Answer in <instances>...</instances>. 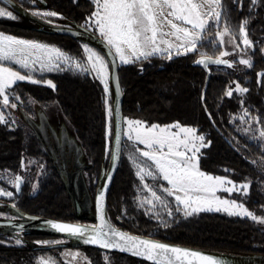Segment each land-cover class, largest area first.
I'll return each instance as SVG.
<instances>
[{
  "label": "trees",
  "instance_id": "obj_1",
  "mask_svg": "<svg viewBox=\"0 0 264 264\" xmlns=\"http://www.w3.org/2000/svg\"><path fill=\"white\" fill-rule=\"evenodd\" d=\"M11 1L13 5L5 7L11 12L12 17L0 18L1 30L25 38L20 33L12 32L15 27H20L23 30L40 32L47 38H58L60 42L55 43L56 47L64 53L67 52L69 57L80 60L84 69L76 71L64 68L57 72L35 75L33 84L18 81L9 88L7 104H14L22 111L28 109V101L31 98L38 104L53 102L56 105L69 123L72 134L85 156L87 163L84 173L93 199L101 181V170L107 171L109 167L108 153L106 157L104 151L106 140L104 90L85 62L84 53L77 46L82 39L92 48L97 46L103 52L101 48L103 41L97 34L84 24L82 26L78 24L82 21V17L83 19L89 17L93 11V4L89 0H44L46 5L42 9L58 12L61 15V18H57L59 22L64 24L68 21L71 23L69 28L82 33L81 36L71 38L53 34L50 27L30 26L27 17L13 9L14 6L34 9L36 7L28 2L34 0ZM252 7L250 0H241L239 3L238 0H220V24L230 31L233 38H239L237 27L238 23L243 21L245 37L251 44L248 49L249 65L233 62L228 67H209V82L202 100L200 96L205 74L191 63L200 55L198 50L203 51L205 56L216 57L218 46L215 44V39L202 37L192 52L182 55L150 56L127 64H117V76L122 96V117L140 119L146 126L177 123L195 129V133L202 135V140L206 143L197 155L198 168L213 175H224L229 179L247 180L249 197H253L255 189L256 196L264 201L262 153L259 145L243 134L246 125V120L242 117L244 112L254 118L260 129L264 131V6L259 10H253ZM71 18L72 22L69 20ZM208 28L210 27H205L203 36L209 33ZM258 71H263V74L256 83ZM49 83L52 87L48 85ZM234 84L242 87L244 93L232 90ZM109 88L113 98L111 85ZM79 91L82 96L78 99L74 95L80 94ZM35 92L39 94L35 96ZM87 95L91 99H86ZM161 100L166 106H161ZM74 102L79 105L84 102L91 103L93 111L85 116L74 106ZM1 105L0 100V112H2ZM8 124L0 122V139L12 144L7 146L8 149L12 147L14 152L18 150L17 154L23 156L22 162L18 155L16 161H10L9 165H12L10 172L15 175L17 170L14 166L17 165L19 169L18 167L25 165L24 171L20 170L16 173L19 174L21 185L18 195L13 191L14 206L11 211L20 216L29 215L65 223L94 224L93 217L85 219L81 216L80 219H76L72 197L62 183L52 159L43 150L40 139L34 134L22 137L20 129H14ZM21 137L23 143L19 147L18 140ZM39 166L42 168L40 169ZM118 173L119 166L108 190L105 206L106 218L114 227L135 236L219 257L221 255L244 257L258 253L255 256L264 258V241L260 243L251 240L248 246L239 241L216 245L213 240L209 241L201 237L200 225L219 223L227 228L239 226L243 232L246 230L252 232L250 234L255 232L256 237L261 236L264 239V233L245 219L203 212L180 219L179 222H171L169 225H157L141 216L134 219L130 214H126L127 218H125L120 214V198L126 187L117 186ZM34 182L36 188L32 189L31 184ZM6 210L8 209L5 204L0 206V213ZM52 238L75 243L74 247L62 244V248L82 250L88 257L89 264H145L122 255L105 252L103 253L108 259L103 263L100 258L101 251L87 248L82 242L37 229L23 233L20 245H11L0 236V264H35L37 255L50 254L55 250H35L42 246H36L33 242ZM244 247L249 248L248 254L237 251ZM251 252L253 253L249 255ZM58 264L63 263L58 261ZM238 264L249 263L243 261Z\"/></svg>",
  "mask_w": 264,
  "mask_h": 264
},
{
  "label": "rangeland",
  "instance_id": "obj_2",
  "mask_svg": "<svg viewBox=\"0 0 264 264\" xmlns=\"http://www.w3.org/2000/svg\"><path fill=\"white\" fill-rule=\"evenodd\" d=\"M131 1L143 6V9H147L148 15L146 11L134 12L130 10ZM203 1L204 10H207L208 4L211 5L212 1ZM240 1L238 0V3ZM28 2L36 8L14 6L13 9L25 15L30 26L71 27V23H68V21L64 24L58 21L57 18H61L58 12L42 9L34 1ZM89 2L93 4V11L89 15L91 17H84V19L82 17V21L78 22V24L80 23L79 25L81 26L84 24L85 27L93 30L96 34V30L98 34L103 33V36L109 41H112L116 35L115 18H117L120 26L117 33L123 32V37L127 38L126 33H128L132 23L136 24L140 20L146 19L147 16H154L159 19L165 16L166 11L169 12V16L183 21V17H189L187 13L192 5L187 0H89ZM218 2L220 3V0ZM219 3L216 8L211 9L210 14L213 18L208 20L206 25L210 27L207 29L209 33L202 36L205 39H215V44L218 46V55L216 57L230 59L231 64L237 62L240 65L248 66V49H250L251 44L245 37L242 26L243 21H240L237 27L239 38H233L230 31L220 24ZM263 3V0H250V6H253V10H259V8L264 6ZM8 5L0 0V18L12 17L11 12L5 7ZM259 15H261L260 12ZM69 20L73 21L72 18ZM111 26L115 27V29L110 30ZM15 28L12 32L20 33L25 38L0 29V33L6 35H0V100L2 104L0 122L2 124L9 123L8 125L12 128L20 129L22 137L34 134L40 139L43 150L52 159L68 194L79 202L83 213L81 216L85 217V219H91L93 217L94 198L92 199L91 193H89L84 173L87 162L77 140L72 134L69 123L62 116L59 109L53 102L38 104L33 98L29 99L28 109L25 111L18 109L14 104H7L9 88L18 80L33 84L35 83V78L33 77L35 75L57 72L64 68L83 71L84 65L80 60L69 57L67 52L64 53L62 50H60V55L52 58L45 57L46 52L44 50H47L48 47L41 45V43L51 42L48 44L56 47L55 43L60 42L58 38H47L44 34L31 29ZM4 44H6V50H2ZM77 46L84 53L85 62L95 78L100 81L104 90V110L106 113L104 151L106 157L108 153L107 160L109 163L113 135L112 110L114 101L110 95L109 88V64L103 52L97 46L92 48L82 39ZM198 52L200 55L204 54L201 50H198ZM2 62L6 64L3 65ZM11 64L26 72L27 75L22 76L17 71L11 70ZM261 74H263V71L256 73V83L259 82ZM48 85L52 87L51 83ZM232 90L238 93H244L245 91L237 84H234ZM38 94V92H35V96ZM81 96V92L74 95L78 99ZM40 97L42 96L40 95ZM85 98L91 99L89 95ZM80 104L74 102V106L81 110V114L86 116V114L93 111L91 103L84 102ZM160 104L161 106H166L163 100L160 101ZM242 117L246 120L243 134L250 141H254L259 145L264 161V131L260 129L256 120L249 117L247 113H242ZM129 118L131 117H122L125 126L122 128L121 151L118 160L119 177L117 178V186L126 187L120 198V214L122 216L127 218L126 214H130L134 219L141 216L146 221L157 225H169L171 222H179L180 219L196 213H217L227 217L248 220L260 232L264 233V201L256 196L255 189L253 197H249V182L247 180L241 178L229 179L224 175H213L198 168L197 155L199 150L206 146V143L202 140V135L195 133V129L177 123H170L148 126L149 128L142 129L131 135L127 126ZM132 136L138 138V141L143 146L136 145L131 140ZM22 137L18 140L19 147L23 143ZM9 145L12 144L6 143L5 139H0V206L5 204L6 209L14 206L12 201L14 180L17 177L19 178V174L16 173H18L17 171L25 170V165L18 167L19 169L15 165L14 168L17 170L15 175L10 172L12 170V165H9L10 161H16L18 150L14 152V148L11 146V149H8L9 147L7 146ZM22 159L23 156H20L19 160L21 162ZM39 168L41 169L42 167L39 166ZM104 172L106 171L104 170ZM103 178L104 175L101 176L97 191L102 185ZM6 187H9L10 190L6 189ZM31 188H36L35 182L31 184ZM21 217L11 210L0 213V220L21 221ZM22 223L27 222L22 221ZM83 225L91 226L92 224ZM199 227L201 228L202 239L213 240L216 245L222 244V242L229 241L233 243L234 241H239L248 246L251 240L260 243L264 241L261 236L256 237L255 232L253 234H250L252 232L247 230L243 232L239 226L227 228L219 223L213 225H207L206 223ZM35 228L37 226H31V229ZM21 233L10 228H1L0 230V236L9 241L11 245L22 244ZM33 244L36 246L69 244L73 247L75 245V243L68 240L55 238L35 240ZM246 247L237 251H240L239 253L241 254H248L247 249L249 250V248ZM79 252L85 256L80 249L61 248L50 254L37 255L35 260L51 258L56 264H58V261L63 264H83ZM255 255H258V253L244 257H236L234 255H221V257L228 264H238V262L243 261L249 264H264V258ZM100 258L103 263L107 262L108 257L103 252L100 254ZM83 261L88 263V257H83ZM35 264H37V261Z\"/></svg>",
  "mask_w": 264,
  "mask_h": 264
},
{
  "label": "water",
  "instance_id": "obj_3",
  "mask_svg": "<svg viewBox=\"0 0 264 264\" xmlns=\"http://www.w3.org/2000/svg\"><path fill=\"white\" fill-rule=\"evenodd\" d=\"M13 5L11 0H2ZM41 8L46 3L44 0H34ZM51 32L56 35L78 37L82 33L68 27H52ZM103 54L106 57L110 72L109 82L113 93V135L110 151V162L104 175L102 185L97 191L93 200L94 224L85 226L77 223H65L43 219L39 217L22 215L21 221L0 220V228H10L20 232H27L31 226H37V230L52 232L54 235L66 237L69 240L82 242L90 249L99 250L105 253L122 255L145 264H228L225 259L217 255L208 254L192 249L168 245L147 238L126 233L112 224L106 218L105 206L108 190L115 175L122 141V96L117 76V61L110 48L103 42L101 44ZM191 65L204 71L205 77L201 89V100L204 97L210 76L209 67H228L231 62L226 58L210 57L199 55L192 61ZM20 180H14V193L19 194ZM76 219H80L82 209L80 204L72 197ZM26 221L27 223H22ZM45 228V229H43ZM62 244H51L38 247L35 250H56L61 249Z\"/></svg>",
  "mask_w": 264,
  "mask_h": 264
},
{
  "label": "crops",
  "instance_id": "obj_4",
  "mask_svg": "<svg viewBox=\"0 0 264 264\" xmlns=\"http://www.w3.org/2000/svg\"><path fill=\"white\" fill-rule=\"evenodd\" d=\"M187 1L191 2L193 6L191 5L189 7V11L187 13L189 14V17H183V21L176 19V17L169 16V12L166 11L165 16L160 17L159 19H156L154 16H147L146 19H142L136 24L132 23L129 27L128 33H126L127 38L123 37V32L117 33V31L120 29L117 18L114 20L116 35L112 41L107 40L103 36V33L98 34L97 30L96 32L99 38L110 48L118 64H127L133 60L150 56L165 55L167 57H174L192 52L195 49L196 44L203 37V30L207 25L208 20L213 18L210 14L211 9L216 8L219 2L218 0H211V5L208 4L207 10H204L203 0ZM130 3V10L134 12L146 11L147 13V9H143V6L135 4L134 1H131ZM204 11L206 12L204 13ZM115 27L111 26L110 30H114ZM0 35L2 34L0 33ZM41 45L48 47L47 50H44L46 52L45 57L47 56L48 58H52L56 55H60L61 53L60 50L51 44L43 42ZM2 50H6V44H4ZM2 63L3 65L6 64L5 62ZM10 69L17 71L22 76L27 75L26 72L12 64L10 65ZM124 126L125 123L122 121V128ZM127 126L131 135L142 129L149 128L143 121L132 118H129ZM131 140L136 145L143 146L138 141V138L132 136ZM83 257L85 256L80 253V259H82V263L89 264V262L86 263L87 261H83ZM36 261L37 264H56V262L51 258H40L35 260V263Z\"/></svg>",
  "mask_w": 264,
  "mask_h": 264
},
{
  "label": "flooded vegetation",
  "instance_id": "obj_5",
  "mask_svg": "<svg viewBox=\"0 0 264 264\" xmlns=\"http://www.w3.org/2000/svg\"><path fill=\"white\" fill-rule=\"evenodd\" d=\"M17 178H18V177H17ZM18 179H19V178H18ZM19 180H20V179H19ZM20 185H21V182H20ZM6 189L10 190L9 187H8V188L6 187ZM12 208H13V207H12ZM12 208H10V209H8V210H11ZM20 217H21V216H20ZM21 218H22V217H21ZM3 229H5V228H3ZM28 230H31V229H28ZM27 232H28V231H27ZM22 234H23V232L21 233V235H22ZM50 245H51V244H50Z\"/></svg>",
  "mask_w": 264,
  "mask_h": 264
}]
</instances>
